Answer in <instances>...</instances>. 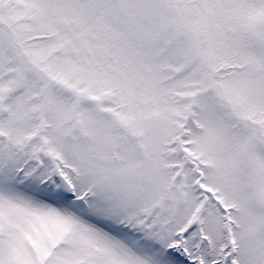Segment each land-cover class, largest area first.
Wrapping results in <instances>:
<instances>
[{"label": "snow or ice", "instance_id": "snow-or-ice-1", "mask_svg": "<svg viewBox=\"0 0 264 264\" xmlns=\"http://www.w3.org/2000/svg\"><path fill=\"white\" fill-rule=\"evenodd\" d=\"M0 264H264V0H0Z\"/></svg>", "mask_w": 264, "mask_h": 264}]
</instances>
